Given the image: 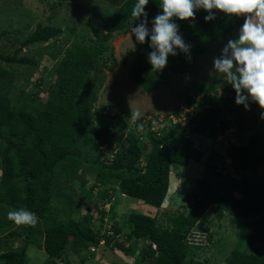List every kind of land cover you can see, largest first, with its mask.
Segmentation results:
<instances>
[{
  "label": "trees",
  "instance_id": "trees-1",
  "mask_svg": "<svg viewBox=\"0 0 264 264\" xmlns=\"http://www.w3.org/2000/svg\"><path fill=\"white\" fill-rule=\"evenodd\" d=\"M136 2L124 0L104 19L101 29L91 27L93 39L73 44L61 53L45 99H38L36 93L25 89L14 94L16 74L1 63L32 66L35 62L28 57L18 58L20 49L12 56L0 53V264H28L30 244L43 250L51 261L70 264L68 256L85 260L88 250L102 242L132 252L137 248L136 241L146 242L140 255L151 264H209L196 259L200 246L186 240L209 205H219L223 211L238 217L249 241L233 249L222 264H264V179L259 176L264 171V141L257 135L249 134L237 145L236 140L227 143L224 156L239 179L227 177L222 184L216 183L215 189L202 184L201 198H189L196 201L195 206H191L189 212L182 209L177 216L168 219V224L155 216L130 213L124 223L129 229L125 234L111 218L114 232L121 234L115 241L103 233L105 213L100 212L97 205L86 210L81 220L72 216L76 202L69 193V186L76 175L94 172V186L100 189L98 199L106 197L101 188L114 184L122 195L159 209L167 195L171 165L184 168L190 161L198 163L202 159L203 154L194 147L192 135L212 138L234 128L239 136L248 130L247 113L256 121L253 119L256 103L249 100L251 111L237 105L231 85L224 88V98H213L209 96L212 92L219 93L203 84L197 90L202 95L199 100L193 101L191 94L181 100L182 104L193 108L189 131L166 128L159 132L147 131L141 138L146 128L142 116L134 121L124 141L116 144L112 119L95 104L102 84L101 70L109 69L107 64L113 58L110 41L115 35L127 34L139 23V19L131 16ZM159 3L160 0H149L145 6L148 27L152 19L162 13ZM213 12L215 19L207 22L208 12L204 9L196 10L191 22L175 21L184 41L191 46L190 58L177 49L178 54L169 55L166 66L160 71H153L148 62L152 49L150 38H146L129 69L130 81L148 93L157 89L235 29L240 30L245 20H236L235 15L218 10ZM60 34L58 28L37 26L21 44L46 43ZM177 112L178 107L164 114L177 115ZM116 116L123 118L124 114L119 112ZM96 122L102 124L98 129L94 128ZM113 147L117 151L108 164L104 153L107 150L113 153ZM21 207L37 214L39 220L35 227L17 225L8 219L9 210ZM94 218L98 223H93ZM210 237L208 235L207 242ZM18 238L24 245L13 248V241ZM126 242L131 243L129 249L123 247Z\"/></svg>",
  "mask_w": 264,
  "mask_h": 264
},
{
  "label": "rangeland",
  "instance_id": "rangeland-1",
  "mask_svg": "<svg viewBox=\"0 0 264 264\" xmlns=\"http://www.w3.org/2000/svg\"><path fill=\"white\" fill-rule=\"evenodd\" d=\"M123 1L0 0V53L5 56H12L15 50L20 49L17 55L18 58L28 57L35 62V65L32 66L10 65L1 62L8 71L16 74V88L13 93L19 94L20 89H25L26 92L36 93L38 99H45V92L54 81L56 60L59 59L61 53L73 44H81L82 41L86 43L89 38L93 39L91 27L101 29L104 19L114 13ZM187 21L191 22L192 20ZM89 22L92 23L89 24ZM37 26L55 27L60 29L61 34L46 43L22 45L21 43L33 33ZM151 27L152 24L149 29ZM235 30L221 42L196 57L190 65L178 70L166 83L149 93L133 84L128 78L129 69L143 43L137 42L134 36H130L131 30L125 35H115L109 43L113 58H110L107 64L109 69L103 68L101 70L102 84L97 90V102L95 104L96 108H101L103 114H108L109 119H112L115 127L114 142L116 144L123 142L127 133L133 129L134 121L141 119L142 116L145 117L144 120H141L144 124L145 120L152 119L156 115L163 117L165 112H171L176 107L179 108L180 106L181 111L185 107L181 100L188 94H191L193 101L199 100L202 95L197 90L203 84L212 86L219 93L218 95L212 92L209 96L224 98L225 93L223 90L230 84L220 74L213 73L210 75V73L213 69L214 58L221 55L227 42L238 39L240 30ZM3 32L5 33L3 34ZM107 55L109 57L110 53H107ZM113 59H115V62ZM256 105L257 107L253 109L255 115L253 119H256V121H252L251 114L247 113L248 130L241 132L239 136L234 128L228 130L226 134H221L217 141L214 140L216 137L192 135L194 147L203 156L198 163L190 161L184 168L173 165L170 169L174 174L173 184L177 183V176L181 182L179 183L180 187L176 186L175 188L174 201H170L169 208H165L167 204H163L160 211L154 210L152 212L149 210L148 213L147 208H144L145 206L135 199L122 195L114 184H107L106 188H101L102 191H105L106 197L98 199L100 189L97 188V185L94 186L95 174L87 171L83 175H76L73 183L69 186V193L74 195L76 202L73 218L77 221L83 219L86 210H90L94 205H97L99 211L105 213L104 217L114 219L118 226L122 225V231L128 233V226L125 227L124 223L130 213L143 215L151 213L163 224H168V219L177 216V213L182 209L189 212L191 206H195V200L201 198L202 184L215 189V186H218L216 183L222 184L227 177L230 180L239 179L238 175L230 168V161L224 156L229 141L236 140L234 143L237 145L244 142L249 134L257 135L264 141V119L261 118V113L264 110H261L258 104ZM188 107L190 108V106ZM248 109L247 111H251L250 107ZM119 112H122L125 118L116 116ZM136 112H139L140 116L133 119L132 114ZM98 123H95L94 128L98 129L102 126L101 123ZM175 127H180V125ZM174 129L177 130L178 128ZM116 151L115 149L113 153H110L112 151L107 150L104 153V156L108 157V164L112 161ZM101 160L106 163L104 157ZM259 176L264 179V171L260 172ZM234 196L239 197L236 194ZM188 197L195 200H189ZM109 204L112 209L111 212L107 213L106 210H109ZM157 213L159 214L157 215ZM95 220L96 218H94L93 223H98ZM238 220V217L223 211L219 205H209L207 210L200 216L197 222L198 226L192 229L187 240L200 246L196 259L207 261L209 264L224 263L233 249L238 248L241 243L248 240L243 233V226ZM20 229L21 227L18 229L19 235L21 233ZM208 235L211 236V243L207 242ZM20 238L13 241V248L24 245ZM122 242L124 241L122 240ZM102 245L107 248L104 244ZM115 246L117 247V245ZM123 247L125 248L124 245ZM246 248H249L248 244ZM93 249V252L88 250V253L98 252L97 248ZM27 258L28 264H44L47 262L48 264H60L48 259L43 250L32 244L28 245ZM77 258L78 256L70 255L67 259L70 264H78ZM133 260L136 264H151L146 258L144 259V256L136 257ZM92 261L95 264L96 260L93 259ZM101 261L100 259V262L96 263L101 264Z\"/></svg>",
  "mask_w": 264,
  "mask_h": 264
},
{
  "label": "clouds",
  "instance_id": "clouds-1",
  "mask_svg": "<svg viewBox=\"0 0 264 264\" xmlns=\"http://www.w3.org/2000/svg\"><path fill=\"white\" fill-rule=\"evenodd\" d=\"M148 2L137 0L132 7L131 16L135 20L139 19V23L131 28L130 36H134L139 43L150 38L152 51L148 53V62L153 71L162 70L168 56L178 54L177 49L190 58L191 46L179 33V25L175 22L177 19L194 20L195 12L199 9L208 12L206 22L215 19L213 10L237 17L243 15L245 20L238 39L229 40L221 55L214 58L210 75L217 73L223 76L236 93L237 105H244L248 110V102L251 100L264 110V0H160L162 13L152 19L151 29L145 11ZM139 116V112L132 114L133 119ZM261 118L264 119V111ZM7 216L15 224L24 226L35 227L39 220L36 213L24 207L9 210Z\"/></svg>",
  "mask_w": 264,
  "mask_h": 264
},
{
  "label": "crops",
  "instance_id": "crops-1",
  "mask_svg": "<svg viewBox=\"0 0 264 264\" xmlns=\"http://www.w3.org/2000/svg\"><path fill=\"white\" fill-rule=\"evenodd\" d=\"M237 19L236 20H240V19H243L245 18L243 15L237 17L235 16ZM236 31V30H235ZM173 167V165H171L170 169ZM172 174V175H171ZM169 186H168V190H167V195H166V198L164 200V203L163 204H167L165 206V208H169V205H171V202L170 201H174V196H175V193H176V186L180 187V182L179 181V178L177 176V183L174 185L173 182H174V174L172 171H170V175H169ZM127 197V196H126ZM128 198V197H127ZM190 197H188L187 199H189ZM138 201V200H137ZM140 202L143 206H145L144 208L146 209L147 208V212L149 210H151L152 212L154 210H159L160 211V208L157 209V208H154V207H151V206H148V205H145L143 204L141 201H138ZM144 209V210H145ZM146 211V210H145ZM150 211V212H151ZM149 213V212H148ZM144 215H147V213H145ZM148 216L150 217H153V215L150 213ZM119 227L122 228V226L120 225ZM128 230V229H127ZM126 232V231H125ZM123 232V233H125ZM126 234V233H125ZM136 246L137 248H134L132 249V252H129V251H124L123 249H118V247H116L114 244L110 243V244H106L104 242L100 243L98 246H97V250L98 252L96 253H86L84 259H81V258H77V263L78 264H93L94 262L92 261L93 259L96 260V262H100V259L102 260L101 264H126V262H128V264H136V262L133 260L134 258H139V256H141L140 254L142 253L141 252V249L143 248V246L146 244L145 241H136ZM134 243V244H135ZM104 244L107 248L103 247ZM131 244V243H130ZM130 244H125V248L126 249H129V245ZM130 258V259H129ZM132 258V260H131ZM83 261V263H82ZM95 262V264H97Z\"/></svg>",
  "mask_w": 264,
  "mask_h": 264
},
{
  "label": "built area",
  "instance_id": "built-area-1",
  "mask_svg": "<svg viewBox=\"0 0 264 264\" xmlns=\"http://www.w3.org/2000/svg\"><path fill=\"white\" fill-rule=\"evenodd\" d=\"M192 111H193V108H191V107L189 108L188 106L183 107V109L180 111V106H179L177 115L171 114L168 116L164 115L163 117L162 116L159 117V115H156V117H153L152 119L145 120L144 126L146 128L144 131H142V134H140L141 135L140 137L144 138L146 136L147 131L159 132L160 130H164L166 128H171V129L178 128V130L189 131L190 115L192 114ZM178 125H180V127H175ZM214 137H216V138H214V140L217 141V139L220 138V134L218 133ZM108 208L110 209V204H109ZM106 212L108 213L109 210H106ZM102 223L104 226L103 233L106 235V237L114 238V240H115V238L118 239L120 237L119 234H116L114 232V230H113L114 222L111 220L110 217L105 216L102 219ZM189 235H190V233L188 234V237H189ZM188 237L186 238V240H188ZM188 243H191V242H188ZM127 244H129V243H127ZM191 244H193V243H191ZM202 244H203V242H202ZM153 249H155V246H153ZM93 250L94 249L91 248V251H93Z\"/></svg>",
  "mask_w": 264,
  "mask_h": 264
}]
</instances>
